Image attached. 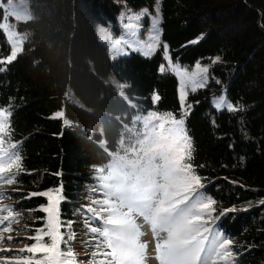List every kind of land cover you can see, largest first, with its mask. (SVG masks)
I'll use <instances>...</instances> for the list:
<instances>
[{
    "label": "trees",
    "instance_id": "1",
    "mask_svg": "<svg viewBox=\"0 0 264 264\" xmlns=\"http://www.w3.org/2000/svg\"><path fill=\"white\" fill-rule=\"evenodd\" d=\"M27 2L30 19L18 25L26 34L23 51L0 64V108L11 111L23 169L16 183L0 185L9 195L0 205L19 213L0 249L33 243L28 237L44 223L39 209L46 198L29 194L62 186L61 220L72 222L78 264H89L84 209L100 198L95 169L138 134L144 112L181 111L178 78L158 71L166 44L173 62L209 66L207 86L186 100L192 163L201 191L216 201V227L233 239L235 264H264V0H161V48L150 57L116 58L99 40V28L119 35L125 9H152L154 0ZM4 17L0 2V60L11 53ZM223 93L242 110L217 111L212 99Z\"/></svg>",
    "mask_w": 264,
    "mask_h": 264
},
{
    "label": "snow or ice",
    "instance_id": "2",
    "mask_svg": "<svg viewBox=\"0 0 264 264\" xmlns=\"http://www.w3.org/2000/svg\"><path fill=\"white\" fill-rule=\"evenodd\" d=\"M155 12L145 39L139 38V28L141 19L148 14L146 9L120 17L126 19L125 36L119 42L122 51L131 49L150 56L160 48L158 6ZM14 56L15 53L0 60V64L11 63ZM162 57L166 64L162 63L158 71L178 78L181 111L178 115L157 110L144 112L138 134L110 155L107 164L95 169L97 183L93 191L100 198L93 199L84 209L90 214L85 219L90 239L82 241L92 249L89 264H146L148 244L142 241L144 225L153 234L159 264H235L237 260L233 239L216 227L219 220V216L213 215L216 201L201 191L205 185L192 163L195 149L186 127L191 112V105L185 103L187 95L207 86L209 68L196 63L189 71L173 63L166 44ZM219 60L216 57L212 63ZM159 99L154 94L153 104ZM213 106L217 111L229 113L242 110L225 95L214 97ZM53 118H59L58 114ZM12 134L11 111L0 108V185L16 183L23 170L20 149ZM35 196L46 198V204L39 209L46 214L43 225L28 237L33 241L31 245L18 250L0 249V254L13 255L12 259L0 257V264H78L71 247L76 238L72 222L61 220L62 186L29 194V198ZM7 198L9 195L0 191V201ZM18 216L12 205H0V243L5 239L3 233L13 231L11 225L19 222ZM139 220L143 223H138ZM93 221L97 226H92ZM7 241L12 242L13 237L8 236Z\"/></svg>",
    "mask_w": 264,
    "mask_h": 264
},
{
    "label": "rangeland",
    "instance_id": "3",
    "mask_svg": "<svg viewBox=\"0 0 264 264\" xmlns=\"http://www.w3.org/2000/svg\"><path fill=\"white\" fill-rule=\"evenodd\" d=\"M117 1H120V0H117ZM0 2H1V6L3 7V9L5 11V17L3 19L1 27L4 30L6 37H7V40L11 46V53L8 57L12 56V54L15 53L14 59L12 60V62H13L17 58V56L23 51V45H24V42L26 40V34L19 31L18 25L21 22H26L27 20L30 19L28 2H27V0H9L7 2L0 0ZM157 6L159 8H161V0H154V4H153L152 9L146 8V7L140 8L138 10L125 9V11L123 12V15H121V17L124 16L126 18L129 14H137V13H140L141 11L146 9L148 14L145 15L141 19L140 28H139V38L145 39L150 32L151 17H154L156 15L155 8ZM160 16H161V9H160ZM121 21L123 24V29L119 35L113 34V32L108 28L100 27L99 28V35H98L99 40L102 43L107 45L109 53H110L112 58H116L119 56H128L132 53H139V54L143 55L142 52L134 51L131 49L124 50L127 52V54H124V51H122L123 45L119 42L125 36L124 24L126 23V19L121 20ZM160 23H161V21H160ZM159 28H160V24H159ZM160 30H161V28H160ZM160 41H161V32H160ZM161 43H162V41H161ZM160 48H161V46H160ZM160 48H158L157 50H159ZM152 55H150V56H152ZM143 56H145V55H143ZM150 56H147V57H150ZM173 63H175V62H173ZM8 64H10V63H8ZM8 64H5V67ZM200 64L202 66H206L209 68L208 64H205V63H200ZM179 65L182 68L186 67V66H183L181 64H179ZM186 68L189 71H192L194 67L193 68L186 67ZM209 78H210V75L208 73V81H209ZM221 95L226 96V93H223ZM187 97H188V95H187ZM212 105H213V99H212ZM138 223H143V222H142V220H139ZM150 230L151 229L148 225H144L142 227V231L145 233V235L142 237V241L146 242L147 244H148V242H150V244H151L150 247H152L149 249V244H148V248H147L148 257H147L146 264H159V261L155 259V240H154L153 234ZM21 248H24V246H19L18 249H21Z\"/></svg>",
    "mask_w": 264,
    "mask_h": 264
}]
</instances>
